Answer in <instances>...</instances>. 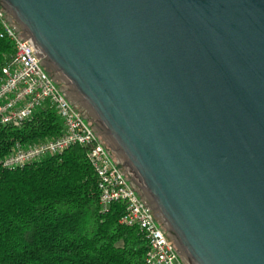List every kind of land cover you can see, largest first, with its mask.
Here are the masks:
<instances>
[{
	"label": "water",
	"instance_id": "95a60500",
	"mask_svg": "<svg viewBox=\"0 0 264 264\" xmlns=\"http://www.w3.org/2000/svg\"><path fill=\"white\" fill-rule=\"evenodd\" d=\"M190 264H264V0H0Z\"/></svg>",
	"mask_w": 264,
	"mask_h": 264
},
{
	"label": "trees",
	"instance_id": "16d2710c",
	"mask_svg": "<svg viewBox=\"0 0 264 264\" xmlns=\"http://www.w3.org/2000/svg\"><path fill=\"white\" fill-rule=\"evenodd\" d=\"M13 53L0 37V69ZM63 131L55 107L38 109L21 127L0 124V157ZM124 212L122 202L102 212L98 177L80 145L0 168V264H146L148 240L120 222Z\"/></svg>",
	"mask_w": 264,
	"mask_h": 264
},
{
	"label": "built area",
	"instance_id": "2783aa9c",
	"mask_svg": "<svg viewBox=\"0 0 264 264\" xmlns=\"http://www.w3.org/2000/svg\"><path fill=\"white\" fill-rule=\"evenodd\" d=\"M0 37L14 46V53L0 69V124L21 127L38 109L55 107L64 125L57 138L27 146L18 143L10 155L0 157V168H23L72 145L84 147L98 177L102 212L113 203L125 204L120 222L138 227L148 240L146 264H189L102 137L1 6Z\"/></svg>",
	"mask_w": 264,
	"mask_h": 264
},
{
	"label": "rangeland",
	"instance_id": "374dc122",
	"mask_svg": "<svg viewBox=\"0 0 264 264\" xmlns=\"http://www.w3.org/2000/svg\"><path fill=\"white\" fill-rule=\"evenodd\" d=\"M47 68L49 69V71H50V73H51V75L52 76H54L56 79H57V77L54 75V73L51 71V69L48 67V65H47ZM58 80V79H57ZM58 82L60 83V81L58 80ZM61 84V83H60ZM62 85V84H61ZM71 97V96H70ZM71 99H72V97H71ZM72 101L75 103V101L72 99ZM76 104V103H75ZM86 120V122H88V123H90V121L86 118L85 119ZM91 124V123H90ZM106 144V143H105ZM161 225H163L162 223H161ZM164 226V225H163ZM190 264V263H189Z\"/></svg>",
	"mask_w": 264,
	"mask_h": 264
}]
</instances>
